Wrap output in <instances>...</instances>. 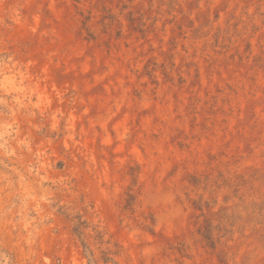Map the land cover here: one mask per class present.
<instances>
[{
  "label": "rangeland",
  "instance_id": "rangeland-1",
  "mask_svg": "<svg viewBox=\"0 0 264 264\" xmlns=\"http://www.w3.org/2000/svg\"><path fill=\"white\" fill-rule=\"evenodd\" d=\"M0 264H264V0H0Z\"/></svg>",
  "mask_w": 264,
  "mask_h": 264
}]
</instances>
